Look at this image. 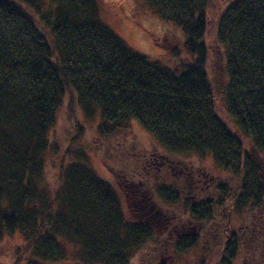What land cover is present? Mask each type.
I'll return each instance as SVG.
<instances>
[{
	"label": "trees",
	"instance_id": "1",
	"mask_svg": "<svg viewBox=\"0 0 264 264\" xmlns=\"http://www.w3.org/2000/svg\"><path fill=\"white\" fill-rule=\"evenodd\" d=\"M142 1L182 30L183 61L135 53L96 0H0V241L19 233L36 264H65V246L74 264H131L140 251L141 264H179L201 242L199 264H232L239 246L243 264H264V0H226L217 86L212 0ZM74 94L85 118L100 115L96 140L118 189L65 160L57 189L43 185L50 131ZM132 122L153 137L149 149L127 144Z\"/></svg>",
	"mask_w": 264,
	"mask_h": 264
},
{
	"label": "rangeland",
	"instance_id": "2",
	"mask_svg": "<svg viewBox=\"0 0 264 264\" xmlns=\"http://www.w3.org/2000/svg\"><path fill=\"white\" fill-rule=\"evenodd\" d=\"M12 1L26 8L25 0ZM96 3L103 23L135 53L147 58L152 63L169 67L174 65L175 61L180 62L185 59L183 48L185 35L182 30L162 22L142 0H96ZM225 4L226 0H212L207 11L208 25L205 35V43L209 50L207 64L210 78L216 86L225 81L224 57L215 37L216 22L224 10ZM177 52L182 54L180 58L175 56ZM219 103H221L220 99ZM77 123L83 128L79 138L80 132L77 129ZM99 123L100 115L98 113L92 115L91 120L85 118L76 94H74L73 101L68 95L66 96L57 113L56 124L49 134L50 152L46 157L43 176V185L49 194L57 189L59 171L63 160H65L66 166L77 161L85 162L91 166L101 180L116 186L113 175L103 161L102 153L107 152L105 143L101 146L96 140ZM75 138L78 139L73 143L72 140ZM115 142L117 144L123 143L120 138ZM127 144L139 149H149L154 144V139L138 123L132 122L129 143L127 142ZM116 189H118L117 186ZM235 225L236 228L240 227L238 220H236ZM203 246V242H201L198 248L182 256L178 260L179 264H199L203 257L201 251ZM65 247L68 254V260L65 264H74L76 253L70 247ZM25 249V238L19 233L3 237L0 241V264H36L27 263L26 260L29 255L25 256ZM215 251L219 252V249H215ZM244 253V248L239 246L232 264H243ZM210 258L211 261L209 260L207 264H212L218 260L216 255H211ZM131 264H141V251Z\"/></svg>",
	"mask_w": 264,
	"mask_h": 264
}]
</instances>
